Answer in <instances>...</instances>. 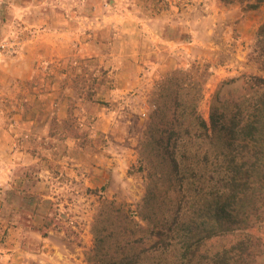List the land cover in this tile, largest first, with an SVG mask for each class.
Segmentation results:
<instances>
[{
    "label": "rangeland",
    "instance_id": "obj_1",
    "mask_svg": "<svg viewBox=\"0 0 264 264\" xmlns=\"http://www.w3.org/2000/svg\"><path fill=\"white\" fill-rule=\"evenodd\" d=\"M263 21L264 3L242 1L0 0V264H89L102 201L136 210L146 193L140 147L157 84L185 70L209 119L223 82L238 94L245 74L264 76L252 51ZM47 36L67 53L13 73ZM47 97L44 132L43 118L29 128L21 117ZM251 231L264 242V221Z\"/></svg>",
    "mask_w": 264,
    "mask_h": 264
},
{
    "label": "trees",
    "instance_id": "obj_2",
    "mask_svg": "<svg viewBox=\"0 0 264 264\" xmlns=\"http://www.w3.org/2000/svg\"><path fill=\"white\" fill-rule=\"evenodd\" d=\"M252 51L264 64V21ZM243 79L238 94L217 88L209 119L196 78L176 69L161 79L140 147L146 193L136 210L102 201L89 264H264L251 231L264 221V76Z\"/></svg>",
    "mask_w": 264,
    "mask_h": 264
},
{
    "label": "crops",
    "instance_id": "obj_3",
    "mask_svg": "<svg viewBox=\"0 0 264 264\" xmlns=\"http://www.w3.org/2000/svg\"><path fill=\"white\" fill-rule=\"evenodd\" d=\"M63 50H65V44L61 40H59L58 36H54V37L47 36L43 40L39 42H35L31 46V48L29 49V54H28V57L30 58H27L26 60H24L26 61L25 63H21L22 61H20L18 62V64L20 63L19 65H14L12 72L18 76L25 78V76H27L26 73L29 71V68H30V62L32 61L30 59H36V58H40L43 56L45 57L50 54H57V55L66 54L67 51L63 52ZM1 77H2V74L0 75V79ZM50 100H51V97L50 98L47 97L42 103V113L41 114L31 113L29 114V116H27L28 115V112H27V115L25 113V115L21 117L22 121H24L29 126V128H32V126L35 125L37 121L36 119L43 118V120H41V124L43 125V132H44L45 121H46L44 117V113L47 112L48 108H50V104H51ZM8 138L9 137H7V139ZM13 157L16 159L17 155L14 154ZM25 158H28V155ZM8 188H13V184H10Z\"/></svg>",
    "mask_w": 264,
    "mask_h": 264
}]
</instances>
